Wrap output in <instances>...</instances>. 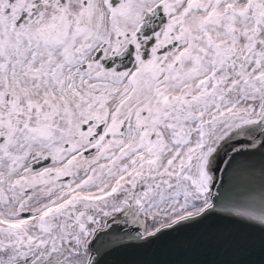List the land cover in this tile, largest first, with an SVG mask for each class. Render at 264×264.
<instances>
[{"label": "snow or ice", "instance_id": "6c2138e0", "mask_svg": "<svg viewBox=\"0 0 264 264\" xmlns=\"http://www.w3.org/2000/svg\"><path fill=\"white\" fill-rule=\"evenodd\" d=\"M0 264H264V0H0Z\"/></svg>", "mask_w": 264, "mask_h": 264}]
</instances>
